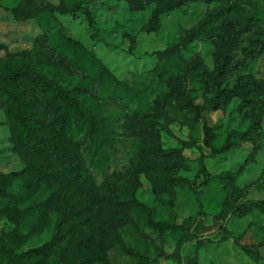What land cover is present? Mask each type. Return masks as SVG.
<instances>
[{"label":"clouds","instance_id":"1","mask_svg":"<svg viewBox=\"0 0 264 264\" xmlns=\"http://www.w3.org/2000/svg\"><path fill=\"white\" fill-rule=\"evenodd\" d=\"M0 264H264V0H0Z\"/></svg>","mask_w":264,"mask_h":264}]
</instances>
